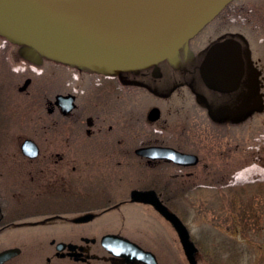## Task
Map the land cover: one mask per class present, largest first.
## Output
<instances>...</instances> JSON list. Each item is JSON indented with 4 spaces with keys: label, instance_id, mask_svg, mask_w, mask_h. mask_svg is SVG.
Instances as JSON below:
<instances>
[{
    "label": "flooded vegetation",
    "instance_id": "obj_1",
    "mask_svg": "<svg viewBox=\"0 0 264 264\" xmlns=\"http://www.w3.org/2000/svg\"><path fill=\"white\" fill-rule=\"evenodd\" d=\"M218 47L235 52L239 71L232 81L215 83L213 88L220 94L237 93L245 83L249 60L231 44L221 43ZM24 48L0 37V120H4L7 97L13 90L21 96L19 102L25 100L22 104L28 115V122L25 119L13 129H0V253L11 251L0 264H148L109 249L108 241L122 243V238L152 253L156 264H170V251L144 244L170 243L169 234L154 235V229L161 225L169 230L171 226L176 232L175 228L153 205L133 201L132 192L154 191L161 203L173 210L171 196L176 194V188L172 182L177 180L179 188L184 186L186 169L191 167L139 155L136 151L164 146L185 153V134L170 133L166 126L171 119L164 117L156 106L141 114L135 106L118 116L115 110L109 112L108 103L114 99L116 104L122 96L112 94L104 100L102 89L110 90L120 74L107 77L85 67L65 64L71 68L70 76H65L66 79L53 76L52 81L43 82L48 76V61L53 60L39 54L36 62H28L22 57ZM165 62L175 69L180 67ZM159 66L161 79L164 74ZM34 69H40V74H35ZM153 69L132 73L157 79L153 77ZM135 80L127 79L130 84ZM122 82L118 80L125 89ZM58 95L65 99L58 100ZM27 102L32 105L27 106ZM200 102L201 107H208L204 101ZM103 103L107 107L102 108ZM155 108L158 114L153 120L150 112ZM248 110L243 114H250ZM207 116L214 122L212 116ZM117 118L124 127H132L134 137L138 134L134 128L143 125L149 130V124H157L164 129L163 138L146 131L144 141L129 144L124 138H116L123 128H117ZM250 121L251 117L241 122L246 126L243 139H249ZM108 237L116 238L105 240ZM211 238H214L212 250L195 242L196 263L233 264L230 260L218 262V258L226 256L216 250L217 237ZM173 254L189 263L184 250Z\"/></svg>",
    "mask_w": 264,
    "mask_h": 264
},
{
    "label": "rangeland",
    "instance_id": "obj_2",
    "mask_svg": "<svg viewBox=\"0 0 264 264\" xmlns=\"http://www.w3.org/2000/svg\"><path fill=\"white\" fill-rule=\"evenodd\" d=\"M217 39L221 42L215 43ZM222 42L231 44L249 60L244 73L245 85L240 86L237 93L215 92L199 70L207 51ZM180 53L181 69L162 62L164 75L161 79L122 73L118 80L123 81L125 89L118 80L112 79L116 85L109 87L110 90H103L104 87L102 99H109L107 97L112 94L122 99L116 104L113 99L108 107L103 103L102 108L107 107L111 113L115 110L118 116L131 106L138 107L140 114L151 107H159L164 117L171 119L166 129L176 136L180 131L184 133V150L198 154L201 159V166L186 169L184 186L179 188L177 180L172 182L176 194L171 196V207L188 227L192 240L205 249L210 248L214 243L211 237L216 236L218 244L221 243L216 250L223 251L219 255L226 256L218 258L219 263L230 260L233 264H264V0H234ZM47 65L48 76L43 82L52 81L53 76L71 75V68L64 63L48 61ZM195 67L199 69L192 73ZM34 72L38 75L41 70L34 69ZM129 78L136 80L130 84ZM14 91L7 97V112L4 120H0L1 131L5 127L13 129L25 119L28 122L27 107L24 109L22 104L25 100L20 104L21 96ZM199 101H204L209 108L201 107ZM26 105L32 104L27 102ZM248 108L250 114H243ZM249 117V139H243L246 126L241 122ZM115 122L118 129L123 127L116 138H124L132 145L144 141L143 132L146 131L155 137L163 138L164 135L161 126L149 124V130L143 125L134 128L138 129L136 138L132 127H124L118 118ZM173 171L179 172L178 169ZM223 175L226 178H222ZM154 230V235L169 234L170 243L144 245L170 251V264H189L173 254L183 252V248L171 226L168 230L160 225ZM178 256L184 257L183 254Z\"/></svg>",
    "mask_w": 264,
    "mask_h": 264
},
{
    "label": "water",
    "instance_id": "obj_3",
    "mask_svg": "<svg viewBox=\"0 0 264 264\" xmlns=\"http://www.w3.org/2000/svg\"><path fill=\"white\" fill-rule=\"evenodd\" d=\"M231 1L0 0V36L24 46L22 55L32 62L41 54L109 76L154 67L153 76L159 78V63H178L179 50ZM238 71L239 60L232 50L221 47L207 55L205 74L213 82L226 84ZM57 99L65 97L58 95ZM157 114L158 109H153L150 118L155 120ZM136 152L183 166L199 162L197 155L172 147L151 146ZM132 199L153 205L175 228L189 263L197 264L198 249L180 217L154 191L134 190ZM111 238L116 237L105 240ZM121 241H108L107 245L117 255L156 264L149 251L126 239ZM10 252L0 253V262Z\"/></svg>",
    "mask_w": 264,
    "mask_h": 264
},
{
    "label": "trees",
    "instance_id": "obj_4",
    "mask_svg": "<svg viewBox=\"0 0 264 264\" xmlns=\"http://www.w3.org/2000/svg\"><path fill=\"white\" fill-rule=\"evenodd\" d=\"M234 244H235V242H233ZM221 244V243H220ZM220 244H218V245H220ZM232 249H234V248H230V250H232Z\"/></svg>",
    "mask_w": 264,
    "mask_h": 264
}]
</instances>
